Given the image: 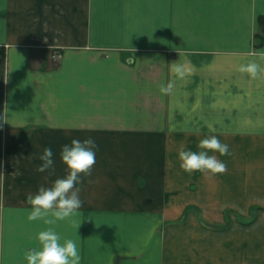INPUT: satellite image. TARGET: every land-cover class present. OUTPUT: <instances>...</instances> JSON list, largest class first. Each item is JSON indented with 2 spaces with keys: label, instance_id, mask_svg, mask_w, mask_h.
I'll list each match as a JSON object with an SVG mask.
<instances>
[{
  "label": "crops",
  "instance_id": "obj_1",
  "mask_svg": "<svg viewBox=\"0 0 264 264\" xmlns=\"http://www.w3.org/2000/svg\"><path fill=\"white\" fill-rule=\"evenodd\" d=\"M262 35L264 0H0V264H27L48 226L27 197L89 136L83 206L55 224L81 264H264V71L238 70L264 66ZM205 135L230 145L225 172L180 167ZM219 215L225 231L191 220Z\"/></svg>",
  "mask_w": 264,
  "mask_h": 264
},
{
  "label": "clouds",
  "instance_id": "obj_2",
  "mask_svg": "<svg viewBox=\"0 0 264 264\" xmlns=\"http://www.w3.org/2000/svg\"><path fill=\"white\" fill-rule=\"evenodd\" d=\"M174 69L181 76L184 75L185 70L182 65H175ZM238 70L256 76L264 71V66L255 60H250L241 63ZM160 88L161 92L167 93L171 90V85L161 84ZM98 150L99 144L91 136L84 139L73 138L70 143L63 144L60 157L67 166L66 174L58 176L51 186L41 185L34 194L28 195V202L32 205L28 219L43 220L48 226L36 233L38 246L26 251L27 264H81L79 241L62 236L56 230L55 224L59 220L72 217L83 206L84 201L80 196L82 181L84 176L91 174ZM217 152L221 155L229 154L230 145L217 135H205L198 141L196 149L181 146L178 152L180 167L189 173L197 170L211 173L225 172L227 163L218 158ZM40 160L42 163L38 171H54L55 153L51 146L43 149Z\"/></svg>",
  "mask_w": 264,
  "mask_h": 264
},
{
  "label": "rangeland",
  "instance_id": "obj_3",
  "mask_svg": "<svg viewBox=\"0 0 264 264\" xmlns=\"http://www.w3.org/2000/svg\"><path fill=\"white\" fill-rule=\"evenodd\" d=\"M218 190H219L218 196L216 197L217 198V201H218V204H217L218 207L214 209V212H217L218 214H221V213H224L223 212V208H225L226 205H229V203H231V201H227V199H228L229 196H227L226 193H225L226 192L225 191L226 190L225 186H218ZM206 204H209V202H207ZM194 209H196V210H201L202 209L203 210V209H205V207H204V205H201V206H198V207H196ZM239 209H240V207H239ZM256 210H257V208H256ZM191 220L195 224H200V225L201 224H207L209 226L211 225V226L215 227L217 230H221V229L224 230L225 229V226L228 223V222H226L227 218H225V216L220 217V215H219V217H217V218L214 217L213 219H209V218H193ZM238 220L239 219L234 218L235 225H238L241 222L239 220L240 222L238 223L237 222ZM187 222H188V220H187ZM241 224L242 223H240V225ZM222 234L223 233H219V235H220L219 241L222 239ZM223 236H224V234H223ZM209 240H211V239L208 238V237H206V241L209 242ZM223 251H221V252H223ZM218 252H219V250H218Z\"/></svg>",
  "mask_w": 264,
  "mask_h": 264
},
{
  "label": "trees",
  "instance_id": "obj_4",
  "mask_svg": "<svg viewBox=\"0 0 264 264\" xmlns=\"http://www.w3.org/2000/svg\"><path fill=\"white\" fill-rule=\"evenodd\" d=\"M261 37H262V39H261V42H263V39H264V35H262Z\"/></svg>",
  "mask_w": 264,
  "mask_h": 264
}]
</instances>
